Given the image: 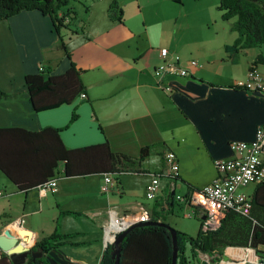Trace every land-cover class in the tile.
<instances>
[{
	"label": "crops",
	"instance_id": "1",
	"mask_svg": "<svg viewBox=\"0 0 264 264\" xmlns=\"http://www.w3.org/2000/svg\"><path fill=\"white\" fill-rule=\"evenodd\" d=\"M76 1L72 0L64 9V13L69 10V13L75 14L74 21L67 29H63L69 32L70 42L80 34L86 36V30L77 26V6L86 7ZM167 1L179 4L176 2L178 0ZM108 5L105 8V21L107 26H111L113 34L119 36L111 38L113 34L106 35L107 38L101 39V43L114 46L104 51L91 52L86 50L84 38L85 43H81V46L75 43L71 46L72 50L67 51L70 59L57 48L58 34L51 20L40 12L22 11L0 22L1 59L6 61L13 58L17 71L15 76L11 73H2L0 76V93L9 96L0 101V128H20L31 132L46 127L61 128L68 124L74 111L77 116L75 121L59 134L67 149L107 142L114 153L137 158L142 148L156 146L140 166L145 180L142 191L137 194L124 180L128 176H137V173L121 174L118 176L120 193H111V199L110 195L105 197L100 194L102 174L78 178H65L56 174L57 192L43 195L37 186L27 192H20L0 172V184L9 198L18 192L24 198L22 214H15L9 206L6 209L0 207V216L8 214L0 233L8 230L15 234L21 228L31 233L29 243L35 244L44 239H38L33 230L35 224L28 219L24 221V218L36 215V224L43 222L49 210L41 201L50 195L54 205V210L50 212L51 222L54 219H65L66 216L60 215L65 211L86 216V232L78 233L83 240L76 241L75 238L71 241L86 245V249H89L86 257L91 254L99 257L101 253L97 264L105 250L103 229L110 222L108 212L111 210L131 223H137L141 216H145L157 221L163 220L173 229L184 233L177 224L178 217L182 213L186 218L193 216L189 208L173 201L170 177L160 179L159 193L152 202L142 204L131 201L132 197H141L143 191L145 197V187L151 177L165 169L163 157L166 152L174 153L178 163V175L174 180L175 193L185 196L216 179L217 172L213 165L215 160L235 157L228 148L230 142L251 141L255 128L264 124V94L230 88L245 87L246 74L251 64L256 57L264 56V45L236 52L225 50L226 46L232 45L237 39V34L231 30L234 19L225 22V27L221 26L215 31L207 28L193 36L187 33L179 36L169 33L165 36L149 30L154 26H165L161 24L163 10L153 11L154 22L148 26L142 15L140 24L133 18L124 20L123 11L122 23L110 20L107 15ZM174 20L177 23V19ZM88 30L92 35L90 24ZM64 44L68 46L66 42ZM160 48L178 56L182 64L196 60L199 67L191 69L188 77L164 75L158 79L153 71L160 63L157 53ZM71 63L83 71L81 80L85 94L81 95H85V98L82 99L80 95L70 105L34 112L24 82L16 86L14 79L19 75L23 79L25 75L38 73L40 65L49 68L53 75H62ZM254 70L260 74L264 84V65L260 64ZM164 87H170L173 92L166 93ZM150 160H154L156 167L152 172L147 168ZM57 169L61 173L63 164L59 163ZM245 192L249 195L253 193L248 190ZM35 199L38 208L30 205ZM68 201H77L79 208L66 204ZM28 244L26 246L30 247ZM261 249L264 251V248ZM246 253L244 248H226L218 262H214L213 257L197 253L191 264H221L226 261L243 264ZM66 257L74 263L85 262ZM255 258V254L249 255L250 261L244 264H254ZM86 264L90 263L86 260Z\"/></svg>",
	"mask_w": 264,
	"mask_h": 264
},
{
	"label": "trees",
	"instance_id": "2",
	"mask_svg": "<svg viewBox=\"0 0 264 264\" xmlns=\"http://www.w3.org/2000/svg\"><path fill=\"white\" fill-rule=\"evenodd\" d=\"M71 1L0 0V22L22 11L40 12L51 20L54 31L58 34L57 48L64 51L70 59L60 36V30L67 29L75 19L74 13H69V10L64 13V9ZM217 11L222 22L234 19L231 30L237 34V39L232 45L225 47L227 52L264 45V0H219ZM107 15L110 20L122 23V9L117 0L110 1ZM66 16L69 22L66 21ZM260 64L264 65V56L256 57L248 71L254 70ZM82 74L83 71L71 63L70 68L62 75H53L49 68L44 67L42 71L38 68L36 74L25 75L23 82L31 109L34 112H43L72 104L81 94H85ZM230 88L245 89L243 86ZM8 97L7 94L0 93V101ZM76 117L73 111L66 126L46 127L38 132L20 128H0V172L23 193L56 179V174L65 178L86 177L93 174L112 175L118 186L119 175L142 173L140 170L142 162L149 157L156 146L142 148L137 158L114 153L107 142L74 150L65 148L59 134L66 130ZM59 163L63 164L61 173L57 172ZM60 215L80 216L69 211L61 212ZM147 222H159L164 225L132 228L120 244L119 264H171L172 241L169 233L171 227L163 220L157 221L154 218ZM175 233L178 247L176 264H191L197 253L213 257V261L218 262L226 248L252 249L260 260H264V251L261 249L264 248V183L254 187L248 215L242 216L229 211L216 230L202 232L199 228L195 237L177 230ZM79 235L58 234L56 222L54 232L36 242L33 248L48 247L50 250L52 247L60 248L65 244L81 247L84 243L71 241ZM188 250L189 255H187ZM110 252L111 247H107L99 264H114ZM0 264L12 263L7 255L2 254ZM26 264H49V262L35 259L29 260Z\"/></svg>",
	"mask_w": 264,
	"mask_h": 264
},
{
	"label": "built area",
	"instance_id": "3",
	"mask_svg": "<svg viewBox=\"0 0 264 264\" xmlns=\"http://www.w3.org/2000/svg\"><path fill=\"white\" fill-rule=\"evenodd\" d=\"M100 1V0H99ZM66 21L69 18L66 16ZM160 63L154 68L153 74L160 79L164 75L177 77H188L190 70L199 67L196 60H189L182 64L180 58L171 55L165 48L157 50ZM43 67H39L42 71ZM245 89L248 91H258L264 94V84L260 74L255 70L246 74ZM163 90L170 94L173 90L164 87ZM84 99L85 95H81ZM230 152L235 157L229 160H215L214 168L217 172L216 179L200 189L191 191L188 195L182 196L175 193L174 180L178 175V163L176 156L172 152H166L163 157L165 169L151 177L150 182L145 187L146 200L153 201L157 198L160 189V179L170 177V190L173 194V201L191 210L192 216L200 223V230L208 232L216 230L225 214L229 211L246 216L251 209V195L242 192L241 189L253 185L264 183V124L255 128L253 139L249 142L232 141L228 144ZM43 195L55 194L57 192V179H52L38 188ZM119 194L120 190L112 175H104L103 183L100 187V194L109 197L111 193ZM6 197V190L0 184V199ZM110 222L103 229L104 244L113 243L116 236L124 232L131 222L118 217L112 210L108 212ZM150 218L141 216L138 222H147ZM246 256L243 264L250 261L249 255L255 254L252 249H245ZM254 264H260L259 258H255ZM222 263H232L229 261ZM209 264V263H208ZM264 264V263H263Z\"/></svg>",
	"mask_w": 264,
	"mask_h": 264
},
{
	"label": "rangeland",
	"instance_id": "4",
	"mask_svg": "<svg viewBox=\"0 0 264 264\" xmlns=\"http://www.w3.org/2000/svg\"><path fill=\"white\" fill-rule=\"evenodd\" d=\"M111 0H77L76 2L82 4V6L86 7L80 8L77 6V12L79 19L77 21L78 27H83V30H86V36L82 34L79 35V37H73L71 42L68 41L69 39V32L66 30L61 29L60 30V36L63 39V42H66L68 46H65L66 51L69 52V50H72V45L77 43L78 46H81V43H85L84 38H86V50H90L91 52H98V51H104L105 48L113 47L109 45H105L101 43V39L107 38L106 35H112L113 30L111 26H107L106 16H105V8L110 3ZM118 4L122 8V11L124 13V20L125 18L128 19H135L137 20L138 24L142 21V16L145 17L144 23L148 26L154 22V13L153 11L156 10H163V17H162V25L163 28H157V26H154L153 28H150L151 33H156L157 35H169L171 33L172 35H182L183 33H187L188 35H194L196 33H199L202 31H205L207 28L211 31H215V29L223 26L225 27L226 23L222 22L220 20V13L217 11V6L219 4V0H178L176 1L179 4H172L169 3L167 0H117ZM86 11V13H85ZM74 12V11H73ZM75 15V14H74ZM142 15V16H141ZM91 18L87 20V18ZM177 19V23L174 19ZM109 23V22H108ZM88 24L91 25V31L92 35L89 34L88 30ZM75 30L74 27H71V29ZM118 29H121L118 26ZM217 31V30H216ZM218 32V31H217ZM119 36L117 34H113L111 38ZM58 45V43H57ZM56 45V46H57ZM58 47V46H57ZM83 47V46H82ZM59 49V48H58ZM60 50V49H59ZM61 51V50H60ZM3 53L0 52V76L2 73H11L12 75H16L17 71L15 69V62L14 59H7L6 61L2 60ZM15 84L16 86L21 85L23 83L22 77L19 75L16 77ZM15 86V85H14ZM19 89V88H18ZM155 166L154 160H150L147 164V168L151 170ZM125 181L129 183V185L132 187V189L139 194L140 191H142L144 186V174H138L137 176H128L124 178ZM249 193H252L254 190V186H248L246 188L241 189L242 192L247 191ZM179 194V193H177ZM7 198L0 199L2 203L0 204V207L6 209L8 206L11 208L12 212H15V214H22L23 211V205H24V198L19 195V192L9 198L6 194ZM111 195L109 199H111ZM118 197V196H114ZM10 199V205L7 203V199ZM113 198V197H112ZM119 198V197H118ZM8 199V200H9ZM53 198L50 197V195L41 201L43 203L44 207L48 208L49 212L46 214V218H44L43 222L40 224H36L35 220L37 219V216H32L31 218H24V221L30 220L35 225H33V230L37 233L38 239L46 238L50 234L53 233L55 228V222H57V231L60 235L65 234H78L79 232H86V216H66L65 219H60L57 221L54 219L53 222H51L50 215L51 210H54L53 205ZM124 201V200H123ZM131 201H137L139 203H146V202H152L149 200H146L144 197V191L142 193L141 197L138 198H131ZM66 204H70L71 206L75 208H79L77 201H68ZM112 204V203H111ZM32 208H38L37 199L33 200L31 202ZM129 210V209H128ZM39 215V214H38ZM166 217V216H165ZM168 217V216H167ZM8 214L5 216H0V229L3 226L4 222L7 220ZM173 223V221H170ZM178 226L183 232H187L189 236H196L198 228H199V222L198 219L195 217L186 218L184 216V213L178 217L177 220ZM168 225V224H167ZM169 226V225H168ZM171 227V226H169ZM172 228V227H171ZM173 229V228H172ZM175 230V229H174ZM33 240V236H32ZM77 240H83L82 236H79L75 239ZM86 240V237H85ZM30 250L33 243H29ZM62 252L65 256H68L70 258H73L74 260L82 261L85 260L84 264H86V260L90 264H97L98 259L101 257V253L99 254V257H94L93 254L88 255L86 257V251L89 249H86V245L81 247H73L68 244H65L64 246L60 247ZM95 258V259H94ZM94 260V261H93Z\"/></svg>",
	"mask_w": 264,
	"mask_h": 264
},
{
	"label": "water",
	"instance_id": "5",
	"mask_svg": "<svg viewBox=\"0 0 264 264\" xmlns=\"http://www.w3.org/2000/svg\"><path fill=\"white\" fill-rule=\"evenodd\" d=\"M163 226L164 224H160L159 222H144V223H132L128 229L115 237L113 243H109L105 245V249L107 247H111L110 256L113 260L114 264H119L120 254H121V242L123 241L126 234L134 227H142V226ZM171 241H172V259L171 264H176L177 260V238L174 229L169 230ZM31 237V233L24 229H19L17 233L12 234L10 231L5 230L0 233V257L2 254L8 256L9 260L12 264H25V259L30 252V247L28 249L22 247V243L27 242V240ZM41 255H35L33 257H40ZM48 261L50 264H78L69 260L66 256H61L62 260H57L54 254L50 253L48 255ZM260 260V259H259ZM264 260H260V264H263Z\"/></svg>",
	"mask_w": 264,
	"mask_h": 264
},
{
	"label": "flooded vegetation",
	"instance_id": "6",
	"mask_svg": "<svg viewBox=\"0 0 264 264\" xmlns=\"http://www.w3.org/2000/svg\"><path fill=\"white\" fill-rule=\"evenodd\" d=\"M33 246L31 248L30 252L28 253V256L25 259V264L29 260H35V259H42L44 261H48V257H49L48 255L50 253L54 254V256L56 257L57 260H62L63 258L61 256H64L65 257L64 253L62 252V250L60 248H58V247H52L49 250L48 247H44V248L37 249V248H33ZM35 255H41V256L40 257H37V258L36 257H33Z\"/></svg>",
	"mask_w": 264,
	"mask_h": 264
},
{
	"label": "bare ground",
	"instance_id": "7",
	"mask_svg": "<svg viewBox=\"0 0 264 264\" xmlns=\"http://www.w3.org/2000/svg\"><path fill=\"white\" fill-rule=\"evenodd\" d=\"M29 241H30V238L27 240V242L22 243V247L28 249L29 247H27L26 245L29 243ZM222 264H232V263H222Z\"/></svg>",
	"mask_w": 264,
	"mask_h": 264
}]
</instances>
